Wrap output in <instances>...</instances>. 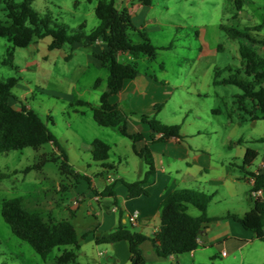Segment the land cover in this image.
Returning <instances> with one entry per match:
<instances>
[{
    "label": "rangeland",
    "instance_id": "374dc122",
    "mask_svg": "<svg viewBox=\"0 0 264 264\" xmlns=\"http://www.w3.org/2000/svg\"><path fill=\"white\" fill-rule=\"evenodd\" d=\"M97 2L33 0V6L41 14H49L53 20L64 22L70 30H76L85 23L84 30L89 33L100 22L95 14ZM116 2L121 6L120 0ZM152 3L153 8L146 21L147 24L150 22V28L146 31L150 32L148 34L153 43L159 47L155 58L157 74L160 78L161 68L164 67L167 70L165 77L172 79L177 86L175 97L163 115L165 124H181L186 114L190 115L186 124L195 121L196 111H200L201 116L205 113L206 121L211 119L220 126L227 121L230 113L233 116L246 115L237 103V95L242 92L240 88L229 84L215 85L214 78L216 70L240 67L239 46L241 43H252L243 38H230L221 26L226 24L244 29L261 25L262 30L258 33L260 38H264V0H244L241 11L236 0H153ZM131 36L135 41L139 40L137 33L131 32ZM51 41V37H45L33 45L15 47V64L19 67L15 70L2 63L12 43L0 37V80L17 77L19 81L14 88L12 104L16 108L25 106L34 109L39 114L58 137L71 164L87 169L89 163L95 168L97 163L90 158L88 144L93 137L103 136L106 127L94 120L88 107H73L71 104L78 99L99 101V94L107 89L108 69L92 60V45L82 43L73 47L66 44L60 50H50ZM170 44L172 47L169 49L167 46ZM256 48L263 53L261 46ZM34 59L37 62L30 63ZM143 59L144 56L138 59L140 69L144 67ZM229 74V71H224L219 79ZM97 79H101V84L94 88ZM189 88L196 90L190 94ZM246 103L247 107L251 106V101ZM180 107L184 110L178 115L176 112ZM195 122L198 123V120ZM199 123L203 124L202 121ZM206 126L211 128L210 122ZM233 136H264V120L256 126H251L249 122L239 127ZM249 146L260 153L250 167L255 170L264 154V142H253ZM53 150L52 144H46L40 150L26 147L0 152V172L12 173L0 182V264H58L56 257L65 247L55 248L45 261L28 242L12 232L1 213L4 199L21 196L28 209L40 212L46 220L69 218L67 210L62 211L75 195L74 189H68L72 178L61 174L58 164L52 161L40 169H28L40 163L43 153ZM239 263L240 258L232 256L228 259L218 257L215 262Z\"/></svg>",
    "mask_w": 264,
    "mask_h": 264
},
{
    "label": "trees",
    "instance_id": "16d2710c",
    "mask_svg": "<svg viewBox=\"0 0 264 264\" xmlns=\"http://www.w3.org/2000/svg\"><path fill=\"white\" fill-rule=\"evenodd\" d=\"M143 4L150 5L152 0H141ZM240 10L244 0H236ZM95 14L100 20L91 32L87 33L82 23L78 29L70 30L64 22L52 19L49 14H41L33 6V0H0V37H5L12 43L2 61L4 65L18 70L15 64V47H27L32 43L51 37L50 50H60L66 44L83 43L91 46L101 40L107 49L98 55L103 67L108 69L107 89L100 97V105L93 106L85 100H77L71 106H88L93 112L94 120L105 127L118 128L122 135L132 139L135 143V152L142 157L149 166L148 174L154 172V158L148 145L137 149V143L144 140L141 133L128 131V117L131 114L119 104L111 103L110 97L119 93L127 79H134L139 73L138 59L146 56L155 59L159 49L147 32L135 25L133 15L129 8H119L116 0H98ZM222 29L232 39H247L252 44L241 43L239 52L241 66L237 69L225 68L216 70L215 85H235L242 91L237 95V103L241 110H246L247 101L252 102L253 109L247 111L253 119L264 120V38H260L261 25L241 29L237 26L223 24ZM131 32L137 33L139 41H135ZM257 32V33H256ZM263 49L258 51L256 46ZM172 44L167 46L171 48ZM131 54L134 59L121 60L120 56ZM224 71L230 74L219 79ZM19 79L9 77L0 80V152L21 150L32 147L40 150L46 144H52L54 150L45 152L40 156V163L28 169L41 168L47 162L58 164L61 174L79 179L82 176L70 162L65 149L61 146L58 137L50 130L47 123L39 114L25 106L16 108L11 100L15 98L14 88ZM101 84V79L95 82V88ZM163 104L155 107L153 116L140 115L142 122L150 125L153 130L152 138L167 141L171 138L181 137V125H168L157 118ZM215 112V109L213 110ZM264 142V137L258 139ZM93 157L97 162H106L110 158L111 146L100 138L93 141ZM258 152L249 148L239 168L245 172L250 182L255 179L251 190L264 191V170L253 172L248 170L254 164ZM10 172H0V182L9 178ZM144 181L126 183L129 189V198L148 194L143 186ZM113 194L108 188L103 195ZM212 196L203 192L189 189L171 192L161 203L159 230L151 238L156 252L161 257L180 256L196 250L199 246L200 233L206 223L223 218H233L245 229L250 230L264 241V199L256 200L254 207L243 215L228 213L224 216H209L207 208ZM187 204H193L203 213L193 217L187 212ZM2 216L9 224L12 232L21 240L28 242L33 249L46 261L49 254L58 247H72L56 257L58 264H74L77 259L76 249L80 246V237L73 222L68 219L50 218L46 220L38 211L26 207L23 197H13L2 201ZM149 239L141 232L133 231L127 227L119 226L111 233L99 235L98 243H113L125 240L129 243L131 253L130 264H146L141 244ZM203 264V263H195Z\"/></svg>",
    "mask_w": 264,
    "mask_h": 264
},
{
    "label": "crops",
    "instance_id": "0c3cea01",
    "mask_svg": "<svg viewBox=\"0 0 264 264\" xmlns=\"http://www.w3.org/2000/svg\"><path fill=\"white\" fill-rule=\"evenodd\" d=\"M120 1L121 6H117L131 10L135 25L145 31L150 28L148 27L150 22L148 21L147 24L146 21L153 3L145 5L141 0ZM33 44L35 43L31 45ZM79 44L83 45L82 43L71 45L78 47ZM91 48L92 60L96 65L103 67L98 55L107 49V45L98 40ZM144 57L145 59L142 60L144 67L139 68L137 77L127 79L122 90L110 97V102L119 104L129 113H135L128 117V131L143 134L144 140L137 143V149L145 145L149 146L154 158L155 170L148 174L149 166L136 154L134 141L122 135L118 128L106 127L103 136L93 137L89 141L88 151L93 160L94 139H102L111 146V150L110 158L106 162L96 161L95 168L89 163L87 169L72 164L74 169L84 176L71 180L68 189H74L75 195L67 204L68 207L63 208L62 211L67 210L68 219L73 222L80 237V246L76 249L77 259L74 264H130L131 253L127 241L113 243L96 241L97 236L111 233L119 226L141 232L149 237L141 244L146 264H215L218 257L228 259L231 256L239 257V264H264V241L233 218L206 223L200 233L198 248L190 253L178 257L174 255L161 257L156 252L151 238L160 228L161 203L173 191L189 189L211 195L212 201L207 208L209 216H224L228 213L243 215L254 207L255 200L249 195L252 184L239 165L247 150L254 149L249 144L261 142L258 139L264 136L234 138L233 135L239 127L248 125L249 122L251 126H256L263 119H253L247 112L253 109L252 102L245 110L246 115L233 116L230 113L227 121L221 123V126L211 119L206 121L204 116L206 114L202 113L201 116L200 111H196L194 120H198V123L190 121L186 124L190 118V115L186 114L185 120L180 124L181 137L162 141L157 136L154 140L153 130L149 124L142 122L140 115L153 116L156 105L163 104L161 111L157 113V118L166 123L163 115L172 98L175 97L177 86L172 79L165 77L167 70L164 67L161 68L162 76L159 78L155 59ZM120 59H127V55L120 56ZM35 61L37 62L34 59L30 63ZM195 90L189 88L188 92L193 94ZM85 101L93 106L100 105V98L97 102ZM88 108L91 110L90 107ZM182 110L183 107H180L179 112L176 113L179 115ZM201 121L202 125L199 123ZM208 122L211 128H207ZM224 133L226 136H223ZM207 134L215 136L203 137ZM256 151L258 158L260 153ZM248 170L253 172L264 170V154L257 168ZM138 181H144L143 186L148 194L129 198L126 183ZM110 187L113 194L103 195ZM77 198L80 199L79 204L73 206L72 202ZM134 211H139L140 215L137 226H132L129 220ZM187 212L193 217H199L203 213L193 204H187ZM223 252L227 255L224 256Z\"/></svg>",
    "mask_w": 264,
    "mask_h": 264
},
{
    "label": "built area",
    "instance_id": "2783aa9c",
    "mask_svg": "<svg viewBox=\"0 0 264 264\" xmlns=\"http://www.w3.org/2000/svg\"><path fill=\"white\" fill-rule=\"evenodd\" d=\"M127 58L130 59V60L134 59L131 54H127ZM159 136H161V134ZM254 182H255V179L251 178L250 179V183L253 185ZM249 195L255 201L259 200V199H264V191L261 190V189L260 190H250V194ZM79 201H80L79 198L73 200L72 205L73 206H78ZM139 216H140L139 215V211L132 212V214L129 217V220H130V223L132 224V226H137L139 224ZM223 255L226 256L227 253L223 252Z\"/></svg>",
    "mask_w": 264,
    "mask_h": 264
}]
</instances>
